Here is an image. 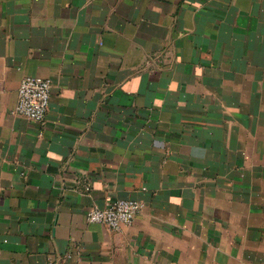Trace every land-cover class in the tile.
Here are the masks:
<instances>
[{
	"label": "crops",
	"instance_id": "obj_1",
	"mask_svg": "<svg viewBox=\"0 0 264 264\" xmlns=\"http://www.w3.org/2000/svg\"><path fill=\"white\" fill-rule=\"evenodd\" d=\"M0 264H264V0H0Z\"/></svg>",
	"mask_w": 264,
	"mask_h": 264
},
{
	"label": "built area",
	"instance_id": "obj_2",
	"mask_svg": "<svg viewBox=\"0 0 264 264\" xmlns=\"http://www.w3.org/2000/svg\"><path fill=\"white\" fill-rule=\"evenodd\" d=\"M52 82L40 77H24L17 90V104L13 114L29 123L44 126L50 106ZM138 201L111 200L103 208H92L86 213L91 224L119 231L132 225L142 210Z\"/></svg>",
	"mask_w": 264,
	"mask_h": 264
}]
</instances>
